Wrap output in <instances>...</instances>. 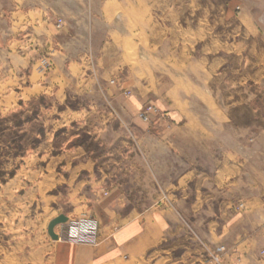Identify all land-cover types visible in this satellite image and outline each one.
I'll return each instance as SVG.
<instances>
[{
    "label": "crops",
    "instance_id": "obj_1",
    "mask_svg": "<svg viewBox=\"0 0 264 264\" xmlns=\"http://www.w3.org/2000/svg\"><path fill=\"white\" fill-rule=\"evenodd\" d=\"M0 28L55 130L94 142L37 155L103 210L96 247L51 238L63 264H264V0H0Z\"/></svg>",
    "mask_w": 264,
    "mask_h": 264
},
{
    "label": "rangeland",
    "instance_id": "obj_2",
    "mask_svg": "<svg viewBox=\"0 0 264 264\" xmlns=\"http://www.w3.org/2000/svg\"><path fill=\"white\" fill-rule=\"evenodd\" d=\"M72 30L70 48L76 54L85 52L86 29ZM106 30L104 27L97 32L98 42L105 38ZM8 33V29L0 28V264H63L58 243L48 233L50 221L60 214L76 217L86 213L100 219L103 227V210L91 201L96 197L91 187L83 190L90 199L81 203L71 202L77 195L70 196L72 190L68 184L48 188L53 178L47 180V163L37 155L49 144L53 146L55 138L64 148L79 144L94 147V142L90 145L86 134H76L68 142L71 131L65 135L55 130L60 125L63 106H58L49 94L39 95L23 89L30 84V72L15 74L16 61L7 53L12 51L9 47H13L10 44L13 34L8 36ZM42 58L44 64L38 66L39 70L48 66ZM72 102L77 107L83 101L76 98ZM60 225L56 226L57 232L63 229Z\"/></svg>",
    "mask_w": 264,
    "mask_h": 264
},
{
    "label": "built area",
    "instance_id": "obj_3",
    "mask_svg": "<svg viewBox=\"0 0 264 264\" xmlns=\"http://www.w3.org/2000/svg\"><path fill=\"white\" fill-rule=\"evenodd\" d=\"M62 20L59 21L61 26ZM153 109V106H149L142 114L145 121H149L148 112ZM66 229L64 234H59L60 238L68 239L69 241L80 245L97 246L100 243L102 223L100 219L93 216H88L86 213H82L76 217L69 216L66 223ZM226 253V247L224 245H218L214 250H209V258L207 261L220 264Z\"/></svg>",
    "mask_w": 264,
    "mask_h": 264
},
{
    "label": "water",
    "instance_id": "obj_4",
    "mask_svg": "<svg viewBox=\"0 0 264 264\" xmlns=\"http://www.w3.org/2000/svg\"><path fill=\"white\" fill-rule=\"evenodd\" d=\"M69 216L66 214H60L59 216L52 219L48 226V233L54 240H59L60 235L56 232V226L64 224L68 221Z\"/></svg>",
    "mask_w": 264,
    "mask_h": 264
}]
</instances>
